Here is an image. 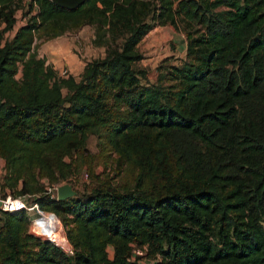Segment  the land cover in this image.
<instances>
[{
    "label": "trees",
    "instance_id": "1",
    "mask_svg": "<svg viewBox=\"0 0 264 264\" xmlns=\"http://www.w3.org/2000/svg\"><path fill=\"white\" fill-rule=\"evenodd\" d=\"M0 25V193L71 217L65 251L0 210V264H140L134 246L154 264H264V0H0ZM85 25L105 55L77 81L36 48ZM157 25L184 33L186 55L149 83L138 45ZM89 134L129 174L89 166L90 189L57 200Z\"/></svg>",
    "mask_w": 264,
    "mask_h": 264
},
{
    "label": "rangeland",
    "instance_id": "2",
    "mask_svg": "<svg viewBox=\"0 0 264 264\" xmlns=\"http://www.w3.org/2000/svg\"><path fill=\"white\" fill-rule=\"evenodd\" d=\"M15 16L18 20H21L23 18V10L18 9L15 12ZM2 28L3 26L0 25V29ZM88 36V30L83 31L78 37L80 43L76 39H74V42L70 39H65V36L48 39L51 41L47 43L45 42L47 40L40 43L38 42L36 51L37 53L39 52L38 54L41 53L46 59L47 64L52 65L60 75L63 74V76L66 77L73 76L75 79L79 80L86 62L104 57L105 55L103 50L91 45V39H89L90 37ZM9 37V35H5L3 38L8 39ZM68 37L73 38L74 36L68 35ZM62 42H65V45L62 46L64 49L56 50V47L61 45ZM47 47H49V50H47V53H43V51H46ZM138 50L142 55V59L136 63V67L140 70H144L147 82L153 83L160 73H163L170 65L176 64L178 59L185 57L186 38L183 32L175 29L171 25H157L143 37L138 45ZM17 77L19 78L20 74H18ZM63 92L66 93V89H64ZM87 150H89L92 157L87 158L85 166L80 163L78 171L71 177V184L77 193L80 195L85 193L86 190H89L92 184L95 183L96 178H91L87 170L89 166L92 167L95 173L107 177L113 184H118L126 179L129 174L128 167L126 164L121 166L118 165V154L116 152L108 151V155L104 162L101 161V151L98 146L96 135H88ZM2 174L3 162L0 160V177ZM63 183L66 182H62L61 184ZM7 193H9V190ZM0 195L2 196V193H0ZM57 217L62 224L64 229L63 233L65 235L66 227L69 226L66 225V222H68L67 224H71L68 220L71 217L66 216L65 220L60 216ZM29 232L43 240H48L34 232L31 226L29 227ZM60 234L62 235L61 229L58 232V235ZM56 245H59L65 251H69V247H64L60 244ZM108 253L109 256L112 257V249L110 247L108 248ZM154 262H157L154 258H144L141 260V264H154Z\"/></svg>",
    "mask_w": 264,
    "mask_h": 264
},
{
    "label": "built area",
    "instance_id": "3",
    "mask_svg": "<svg viewBox=\"0 0 264 264\" xmlns=\"http://www.w3.org/2000/svg\"><path fill=\"white\" fill-rule=\"evenodd\" d=\"M63 75V74H61ZM60 184H53L48 188L53 194H56V188ZM0 210L13 212L17 210H25L29 220L31 229L33 227V215L34 213H42V210L39 208L38 204L33 201V198L29 195L13 197L10 194H7L5 197L0 195ZM51 214H53L51 212ZM34 231V230H33ZM35 232V231H34ZM146 258L145 252L142 248L133 247L129 256L130 260H136L141 264V260Z\"/></svg>",
    "mask_w": 264,
    "mask_h": 264
},
{
    "label": "bare ground",
    "instance_id": "4",
    "mask_svg": "<svg viewBox=\"0 0 264 264\" xmlns=\"http://www.w3.org/2000/svg\"><path fill=\"white\" fill-rule=\"evenodd\" d=\"M63 233V227L59 220V218L55 214H51V212H42L34 213L33 215V230L38 233L40 236L52 240L56 244H60L61 246L68 247V242L66 239V235L62 236L58 235L60 231Z\"/></svg>",
    "mask_w": 264,
    "mask_h": 264
},
{
    "label": "crops",
    "instance_id": "5",
    "mask_svg": "<svg viewBox=\"0 0 264 264\" xmlns=\"http://www.w3.org/2000/svg\"><path fill=\"white\" fill-rule=\"evenodd\" d=\"M25 22V20H24V18H22L21 20H18V18H17V21H16V24H15V26L13 27V29L11 30V31H8L7 33H6V35H9L10 37L9 38H11L12 36H13V34L15 33V31L17 30V28L21 25V24H23ZM85 30H88V37H90L89 39H91V45L92 46H94L93 44H92V39L95 37V29H94V27L93 26H91V25H85V26H82V27H80V28H78V29H75V30H71V31H68V32H65L64 34H62V35H59V36H57V37H55V38H59V37H61V36H65V39L67 38L68 40L70 39V40H72V42H74V39H76L77 41H79L78 40V37L80 36V34H82V32L83 31H85ZM68 35H71V36H74L72 39L71 38H69L68 37ZM54 38V39H55ZM53 39V38H52ZM49 41H51V40H47V41H45L46 43L47 42H49ZM79 43H80V41H79ZM65 45V42H62V44L61 45H58L57 47H56V50H62V49H64L62 46H64ZM95 48H98V49H100V50H103L104 52H105V48L104 47H99V46H94ZM47 50H49V47H47L46 48V51H43V53H47ZM39 53V52H38ZM39 56H41V57H44L43 55H41V53L40 54H38ZM47 62V61H46ZM86 64V63H85ZM85 64H84V66H85ZM53 67V66H52ZM54 68V67H53ZM84 68V67H83ZM55 69V68H54ZM77 80V79H76ZM78 81V80H77ZM1 178V177H0ZM0 182H1V179H0Z\"/></svg>",
    "mask_w": 264,
    "mask_h": 264
},
{
    "label": "water",
    "instance_id": "6",
    "mask_svg": "<svg viewBox=\"0 0 264 264\" xmlns=\"http://www.w3.org/2000/svg\"><path fill=\"white\" fill-rule=\"evenodd\" d=\"M55 4L67 8L74 9L84 2V0H52ZM189 1V0H185ZM77 195V191L73 188L72 184L66 182L56 188L57 200H65ZM54 214V213H53ZM49 240V239H48ZM53 242L52 240H49Z\"/></svg>",
    "mask_w": 264,
    "mask_h": 264
}]
</instances>
